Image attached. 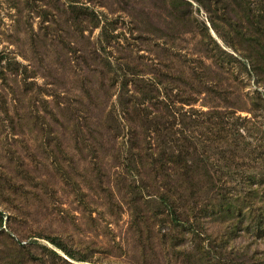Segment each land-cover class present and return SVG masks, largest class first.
Instances as JSON below:
<instances>
[{"label":"rangeland","instance_id":"rangeland-1","mask_svg":"<svg viewBox=\"0 0 264 264\" xmlns=\"http://www.w3.org/2000/svg\"><path fill=\"white\" fill-rule=\"evenodd\" d=\"M0 264H264V0H0Z\"/></svg>","mask_w":264,"mask_h":264},{"label":"trees","instance_id":"trees-1","mask_svg":"<svg viewBox=\"0 0 264 264\" xmlns=\"http://www.w3.org/2000/svg\"><path fill=\"white\" fill-rule=\"evenodd\" d=\"M172 215L177 219V212L175 210H173Z\"/></svg>","mask_w":264,"mask_h":264}]
</instances>
